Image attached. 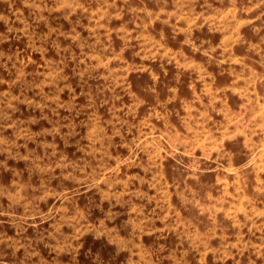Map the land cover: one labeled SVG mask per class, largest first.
I'll list each match as a JSON object with an SVG mask.
<instances>
[{
	"label": "rangeland",
	"instance_id": "rangeland-1",
	"mask_svg": "<svg viewBox=\"0 0 264 264\" xmlns=\"http://www.w3.org/2000/svg\"><path fill=\"white\" fill-rule=\"evenodd\" d=\"M0 264H264V0H0Z\"/></svg>",
	"mask_w": 264,
	"mask_h": 264
}]
</instances>
